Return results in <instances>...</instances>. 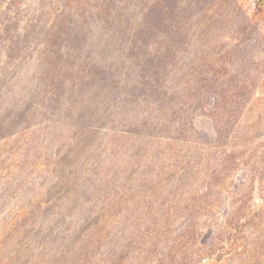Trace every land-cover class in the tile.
I'll return each mask as SVG.
<instances>
[{"label":"rangeland","instance_id":"rangeland-1","mask_svg":"<svg viewBox=\"0 0 264 264\" xmlns=\"http://www.w3.org/2000/svg\"><path fill=\"white\" fill-rule=\"evenodd\" d=\"M0 264H264V0H0Z\"/></svg>","mask_w":264,"mask_h":264}]
</instances>
